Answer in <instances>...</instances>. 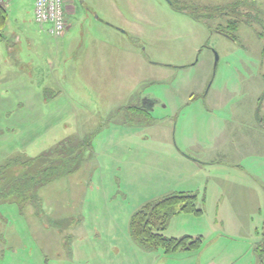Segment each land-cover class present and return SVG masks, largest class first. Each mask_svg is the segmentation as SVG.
I'll return each instance as SVG.
<instances>
[{
  "label": "rangeland",
  "instance_id": "374dc122",
  "mask_svg": "<svg viewBox=\"0 0 264 264\" xmlns=\"http://www.w3.org/2000/svg\"><path fill=\"white\" fill-rule=\"evenodd\" d=\"M71 1L78 15L70 18L69 37H38L53 58L58 50L52 43H65L61 54L76 43L79 54L70 60L76 65L84 45L91 43L89 35L102 40L107 58L112 54L103 88L109 99L99 97L100 88L85 75L70 74L76 82L60 83L59 95L37 105L22 128L11 118L2 119L0 198L18 201L25 215L17 203L0 204V216L8 220L0 229L52 236L49 247L61 235L81 236L102 225L97 251L121 250L111 252L116 253L114 264H148L145 252L129 238L130 219L144 205L184 191L196 196L200 214L179 216L174 224L185 229L168 228L162 234L201 237V250L185 264H264V0H104L94 14L81 0ZM230 15L239 17L236 30L230 29ZM95 17L110 28L99 30ZM114 68L120 74L114 75ZM143 96L157 101L148 116L133 110L138 111ZM51 113L57 120L61 115L62 125L44 127L41 118ZM74 113L90 118L79 123ZM229 131L233 137L228 138ZM82 132L93 133L95 167L89 180L90 165L70 175L88 153L72 139ZM66 139L56 147L64 162L47 166L50 176L63 173L51 183L59 184L28 191L26 184L43 183L46 172L35 173L47 163L29 170L16 153L36 158ZM41 202L47 215L39 210ZM71 214L91 225L72 231L56 226ZM27 218L46 222L37 227ZM91 241H84L83 250L91 248Z\"/></svg>",
  "mask_w": 264,
  "mask_h": 264
},
{
  "label": "crops",
  "instance_id": "0c3cea01",
  "mask_svg": "<svg viewBox=\"0 0 264 264\" xmlns=\"http://www.w3.org/2000/svg\"><path fill=\"white\" fill-rule=\"evenodd\" d=\"M103 3L104 0H81L82 6H86L85 11L87 13L90 12L91 14L98 13L97 9L99 10L101 7L100 5ZM74 4L75 3L71 0H65L64 13L67 19V30L61 39H66L71 32V29L74 28L70 21V18H74L78 15L77 9ZM33 6L34 0H7L0 6V123L2 122V119L4 117H8V121L10 118L13 119V121L16 122L21 128V125L23 123H27L31 120V114L36 113L37 105L51 102V100L49 99H52L59 95L58 93L61 90L60 83L65 82L69 84L71 81H75V78L71 77L72 75L70 76V74L76 76L85 75L87 77L86 79L89 82H95L97 84V87L100 88L101 91L98 90L100 91L99 97H101L102 99H109V96L105 93L103 88H105L104 83L106 81L107 72L108 76L110 75V71L108 69L110 61H106L108 58H112V54H110V56L107 58V52H105V43L102 40L100 41L98 37L96 38L95 36L89 35L91 43H88L87 46L84 45L82 49L81 59H79L77 65L75 62H70L71 59L75 58V56L77 57V55L79 54V49L77 48L76 43H72L71 45H69L68 52L64 54H61L60 52V50L64 49V42L52 43L53 47L55 45L57 46V50L59 52V54L57 52L56 57L53 58L52 53L49 51L50 44H48L49 47L47 50L49 51V53L46 54V47L41 43L39 39L40 37H38L39 33H43L44 35H48L49 37L51 36L47 33V26L40 27L34 22ZM97 17H95V19H93L92 21L94 26H96L101 31H103L104 28H110L109 24L104 18ZM119 34L123 36V34H126V32H120ZM61 39L59 38L55 40ZM67 63H70L69 71H66ZM115 69L116 68H114V75L120 74V72ZM113 78L114 79L111 78L112 81L117 80V77ZM101 85H103V87ZM118 95H120V92L116 91L115 97L120 98ZM143 99L152 100V104L149 107L145 106V108H147L146 110L143 109V105L139 104ZM156 102L157 101H154L153 98L151 99V97L144 98L143 96L138 101V104L140 106V108H138V111L135 110V108H133V110L138 113V115L144 114L143 111H145L148 116L152 112V109L154 108L153 106L157 104ZM72 110L75 111L74 108H72ZM104 110L105 109L103 108V111ZM79 112L81 111H78V113ZM78 113L74 114H77L75 119H77L79 123L90 118L89 115H87V117H84ZM55 115L56 113H51V118L48 119L47 117H45V115L41 118L43 119L45 128H48L49 124H52V127H59L60 125H62L64 121L61 119V115L60 120H57V118H55ZM78 115H81V117H79ZM70 119L71 118H69V120ZM6 129L7 132H12L11 128L7 127ZM3 133L4 132L1 131V135ZM91 134L93 133L82 132L80 136H76L75 138L72 137V139L78 142L77 146L86 147L88 149V153L80 156V159L82 161L79 162L80 164L78 162L74 163L75 168L73 167L71 169V178L73 175H77V172L81 170V168L79 167L90 165L88 174L89 180L90 173L95 167V156L92 152L93 135ZM233 135L234 133L229 131L228 138L233 137ZM61 142H68V139L61 140L57 144L54 143V145L51 146L52 150L51 148H49L48 150L50 151H43L39 153L36 158L26 157V155L23 153H16V155L19 156V159H22L29 163V166H26V168L29 170L32 167L36 166V164L39 162H44L45 164L47 163L45 167L40 168L39 172L35 173V175L37 174L41 176L46 169L58 167L59 163L64 162L62 155L58 156V149H56L57 146H60ZM215 150L217 155L218 149L216 148V146ZM184 151L186 152V150ZM229 153L231 152H228L222 157H226ZM74 156L75 154H72V156L70 155V157H72L71 161L75 160ZM84 157H86L85 160L88 162L83 161ZM8 158L10 157H7V159ZM48 165L49 167L47 168ZM31 177L32 176H30V178ZM53 182H55V180L49 183H41L40 180V184H38L37 186L34 185L30 187L31 185L29 184H26V186L28 191H39L43 188L53 189L54 186H57V184H59L56 181L57 183H55V185H51V183ZM89 184L90 182L87 185ZM71 186L73 189L74 185H70V188ZM79 189L81 190L82 188L80 187ZM13 200L14 199H11L10 196H6V198H0V204L17 203L19 209L21 208L23 215H25V206L23 207L18 203V201ZM41 204L42 206L39 209L40 212H42L43 215H47L45 203L41 202ZM183 214L185 213L174 215L169 220L165 230H167L168 228H172L174 229V231L184 230L185 228L181 227H184V225L178 227V223L174 224V221ZM27 219L31 225H35L37 227H41L46 222L44 219H36L35 222H33L30 218ZM7 222L8 220L6 221V219L1 217L0 227H2L3 225H7ZM89 223L90 222H88V220H85L83 216L71 214V216L67 217L64 221H59V223L57 222L55 224L56 226H70L67 230L70 229V231H72L76 227H80L82 229L85 227L88 228ZM91 227V229L88 228L89 231L87 234L81 236L70 235V237L63 238L61 235L59 242L54 243L53 245L49 244V247L48 241L53 238L52 236L48 239L47 235L45 234H10L8 232H5L1 228L0 264H114L111 259L116 253L120 254L121 250L102 249L100 251H97V249L95 248V243L100 242V240H98V237L100 239V236H103V233L101 232H104L105 228L102 225H100V228H94L93 226ZM187 236L188 235H182L181 238ZM188 237L193 238L190 235ZM168 238L175 237L170 236ZM90 239H92V244H90L91 248L83 250L86 244V242L84 241L86 240L88 242ZM75 242L76 245L74 244ZM131 242L133 241L131 240ZM113 250L116 253L114 255H111V252ZM140 250L142 252H145L142 254L148 264H160V262L161 264H185L186 260L190 258V254L193 253L179 251L170 255H164L162 253H159V250ZM161 256L162 258H160Z\"/></svg>",
  "mask_w": 264,
  "mask_h": 264
},
{
  "label": "trees",
  "instance_id": "16d2710c",
  "mask_svg": "<svg viewBox=\"0 0 264 264\" xmlns=\"http://www.w3.org/2000/svg\"><path fill=\"white\" fill-rule=\"evenodd\" d=\"M231 24L230 29L236 30L237 23L233 21ZM48 170H45L44 183H49L63 174L58 173L50 176ZM195 200V195L178 192L144 205L130 219L128 229L131 240L144 251L161 250L164 255L179 251L195 252L200 250L202 246L200 237L191 238L187 236L176 239L167 238L162 234L174 215L179 213L200 214V211L195 208Z\"/></svg>",
  "mask_w": 264,
  "mask_h": 264
},
{
  "label": "built area",
  "instance_id": "2783aa9c",
  "mask_svg": "<svg viewBox=\"0 0 264 264\" xmlns=\"http://www.w3.org/2000/svg\"><path fill=\"white\" fill-rule=\"evenodd\" d=\"M7 0H0V6ZM64 0H34V22L42 27L47 26V33L54 39L61 38L66 32Z\"/></svg>",
  "mask_w": 264,
  "mask_h": 264
},
{
  "label": "flooded vegetation",
  "instance_id": "af4514ba",
  "mask_svg": "<svg viewBox=\"0 0 264 264\" xmlns=\"http://www.w3.org/2000/svg\"><path fill=\"white\" fill-rule=\"evenodd\" d=\"M226 14V13H225ZM225 14H223V15H225ZM229 18H232V22L233 21H235V22H237V20H238V17L236 18L235 16H231L230 15V17ZM231 22V23H232ZM232 26V24H230V27ZM217 33H219V32H217ZM139 104H141V105H143V106H150L151 104H152V100H150V99H143L142 101H141V103H139Z\"/></svg>",
  "mask_w": 264,
  "mask_h": 264
}]
</instances>
